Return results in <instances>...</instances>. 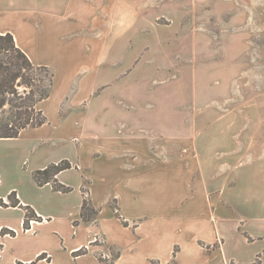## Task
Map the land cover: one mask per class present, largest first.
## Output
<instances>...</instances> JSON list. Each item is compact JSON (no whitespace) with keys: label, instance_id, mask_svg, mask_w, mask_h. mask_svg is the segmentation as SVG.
I'll use <instances>...</instances> for the list:
<instances>
[{"label":"crops","instance_id":"obj_1","mask_svg":"<svg viewBox=\"0 0 264 264\" xmlns=\"http://www.w3.org/2000/svg\"><path fill=\"white\" fill-rule=\"evenodd\" d=\"M96 13L87 0H0V32L53 74L50 97L37 105L47 123L0 139V264H227L225 230L239 225L218 215L239 194L221 190L202 164L189 167L190 155L164 151L177 137L191 146L184 98L143 88L118 90L125 106L105 97L97 80L113 73L91 35L81 37L96 30ZM207 139L208 130L198 144ZM64 160L73 167L56 180L70 192L37 184L36 171ZM85 182L99 211L93 223L81 217ZM218 192L214 211L208 194ZM23 207L41 219L26 227Z\"/></svg>","mask_w":264,"mask_h":264},{"label":"rangeland","instance_id":"obj_2","mask_svg":"<svg viewBox=\"0 0 264 264\" xmlns=\"http://www.w3.org/2000/svg\"><path fill=\"white\" fill-rule=\"evenodd\" d=\"M87 1L96 9L97 27L81 37L91 35L98 56L106 57L102 68L113 73V80H97L105 97L125 106L118 90L143 88L192 106L185 115L192 122L191 146L177 137L163 149L190 155L189 167L202 164V174L216 175L221 190L239 194L230 200L232 209L218 215L239 225L225 230L227 264H254L258 256L264 264V0ZM37 74L39 88L53 85L49 75ZM208 125V139L199 145ZM208 195L215 211L220 193Z\"/></svg>","mask_w":264,"mask_h":264},{"label":"trees","instance_id":"obj_3","mask_svg":"<svg viewBox=\"0 0 264 264\" xmlns=\"http://www.w3.org/2000/svg\"><path fill=\"white\" fill-rule=\"evenodd\" d=\"M39 72L49 75L50 83L52 82L53 75L48 68L33 65L27 54L18 47L15 37L11 33L0 32V139L18 138L23 130L39 128L47 123L44 112L38 109L37 105L50 97L52 84L48 88H39L37 83L43 82L37 74ZM72 167L69 161L64 160L44 170L36 171L34 179L38 185L51 183L55 191L68 193L71 188L60 184L56 176ZM86 186L87 182L82 189L84 202L81 217L84 222L93 223L97 220L99 211L92 205L90 192ZM0 204L4 205L3 201H0ZM12 204L20 206L17 198ZM112 208L118 213L115 206L112 205ZM25 210L27 212L26 227L30 219H41L31 208L26 207ZM244 235L249 241H253L248 234L244 233ZM260 257L258 256L254 264L260 263ZM44 258L45 256L42 255L38 260ZM152 264L158 263L152 262Z\"/></svg>","mask_w":264,"mask_h":264},{"label":"built area","instance_id":"obj_4","mask_svg":"<svg viewBox=\"0 0 264 264\" xmlns=\"http://www.w3.org/2000/svg\"><path fill=\"white\" fill-rule=\"evenodd\" d=\"M108 256H109V255H108ZM108 256H107V257H108Z\"/></svg>","mask_w":264,"mask_h":264}]
</instances>
